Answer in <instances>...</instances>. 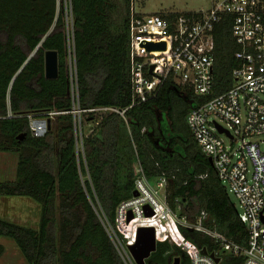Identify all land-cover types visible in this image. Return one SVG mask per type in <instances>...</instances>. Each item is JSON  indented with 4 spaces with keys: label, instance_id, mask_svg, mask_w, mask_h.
I'll list each match as a JSON object with an SVG mask.
<instances>
[{
    "label": "trees",
    "instance_id": "1",
    "mask_svg": "<svg viewBox=\"0 0 264 264\" xmlns=\"http://www.w3.org/2000/svg\"><path fill=\"white\" fill-rule=\"evenodd\" d=\"M133 1L70 0L79 107L119 111L84 112L80 143L71 113L64 9L57 0H0V151L18 155L15 181L1 182L0 196L27 197L41 208L38 229L0 218V237L13 240L28 264H125L108 227L125 242L116 210L134 197L139 166L149 181L166 179L165 200L179 217L195 224L205 212L203 227L246 244L235 205L187 124L191 108L204 99L169 80L155 96L138 101L130 73ZM215 42L217 96L232 87L238 66L227 19L216 25ZM46 51L58 53L56 79L45 77ZM29 114L49 118L43 137L31 135ZM178 227L198 247L217 248L210 235ZM176 257L188 262L171 241H158L147 264H172ZM220 258L219 264H244L242 256Z\"/></svg>",
    "mask_w": 264,
    "mask_h": 264
},
{
    "label": "built area",
    "instance_id": "2",
    "mask_svg": "<svg viewBox=\"0 0 264 264\" xmlns=\"http://www.w3.org/2000/svg\"><path fill=\"white\" fill-rule=\"evenodd\" d=\"M68 16L67 13L69 56L74 58V66L69 69V96L73 102L71 113L76 137L81 143L84 112L98 114L117 110L108 107L82 110L79 107L73 21H69ZM225 19L231 23L232 37L238 46L235 53L238 66L231 72L232 87L215 96V27ZM129 28L130 73L138 101L145 102L155 96L169 80L204 99L191 108L187 124L198 147L212 159L228 196L230 192L236 200L234 205L246 230V244H238L203 227L205 212H201L195 224L186 216L177 217L166 200L161 201L158 193L150 189L149 180L139 166L136 191L139 201L143 202L141 212L147 205L153 217L160 208L162 214L171 218L170 226L178 234L173 242L184 252L188 259L186 264H219L222 254L242 256L244 264H264V151L260 148L264 140L255 141L264 137V0H212L208 9L164 14L138 13L133 3ZM55 114L49 113V116ZM11 116L9 110L8 117ZM27 117L31 135L43 137L49 129V118H37L32 114ZM221 135L226 136L228 144ZM166 184V179L162 178L158 186ZM179 225L210 235L217 248L208 251L198 247L185 238ZM168 236L164 234L162 240L167 241Z\"/></svg>",
    "mask_w": 264,
    "mask_h": 264
},
{
    "label": "rangeland",
    "instance_id": "3",
    "mask_svg": "<svg viewBox=\"0 0 264 264\" xmlns=\"http://www.w3.org/2000/svg\"><path fill=\"white\" fill-rule=\"evenodd\" d=\"M58 8L64 9L65 13H68L69 21H73L71 18L70 10V0H57ZM135 9L138 13L141 14H164L169 12H189V11H198L199 9H208L212 5V0H134L133 1ZM67 41V50H68V67L74 66L73 56H69V45ZM71 45L72 41H71ZM157 115L160 121H165L167 124L166 115L157 111ZM221 138L228 144L229 140L225 135H221ZM264 137H259L255 141H263ZM169 141H167L166 136L163 138V145L165 148H168ZM79 147V146H78ZM260 148L264 151V144H260ZM80 149V147H79ZM18 164V155L11 152H1L0 151V180L3 182L13 181L16 178V169ZM86 180V177L83 178ZM2 181H0L1 183ZM159 181H149L150 189H153L158 193V196L161 201H165V188L158 186ZM136 192V191H135ZM139 193V192H138ZM229 193L233 203H236L234 196ZM138 196H134L132 199L123 202L120 204L116 210V229L122 235L125 242L123 243L117 241V237L113 234V228L108 227L111 237L115 240V245L123 259L127 264H136L134 258L132 257L129 251V243L136 242V233L139 228L148 227L154 228L156 241H163L164 234H169L167 241H171L176 245L175 241L178 235L175 228L171 225V218L166 217L165 214H162L160 211L156 216L151 217V220L156 219V221H147L150 217H145V211L141 212V205L143 202L139 201ZM132 201V202H131ZM140 202V203H137ZM126 203V204H125ZM143 208V207H142ZM178 216V212H175ZM131 216L132 219L128 221V218ZM41 216L40 205L27 197L21 196H0V218L14 222L23 226H27L33 229L39 228ZM166 217V218H165ZM179 219V218H178ZM192 224V223H191ZM166 229H163L165 227ZM156 228L158 233L156 232ZM162 230L163 234L160 235ZM126 236L129 238L127 239ZM176 235V236H175ZM135 238V239H134ZM0 244L3 245L4 251L0 254V264H28L20 252L19 248L16 246L13 240L9 238L0 237ZM132 245V244H131ZM177 246V245H176ZM178 247V246H177ZM180 248V247H179ZM181 249V248H180ZM182 250V249H181ZM124 261V263H125ZM125 263V264H126Z\"/></svg>",
    "mask_w": 264,
    "mask_h": 264
},
{
    "label": "water",
    "instance_id": "4",
    "mask_svg": "<svg viewBox=\"0 0 264 264\" xmlns=\"http://www.w3.org/2000/svg\"><path fill=\"white\" fill-rule=\"evenodd\" d=\"M45 77L47 79H56L59 76V59L57 51H46L45 56ZM50 128V121H49ZM220 132H225L223 129H220ZM209 161L212 164V159L209 158ZM138 192L134 193V196H138ZM145 215L147 217L152 216L154 213L149 206L144 207ZM133 216L130 215L128 221L132 219ZM129 251L134 258L136 264H147L148 259L156 251L157 241L155 237L154 228L142 227L137 230L136 233V242L128 246ZM203 254H206V251H202ZM219 259L216 260L218 262ZM172 264H180V258L176 257L173 260Z\"/></svg>",
    "mask_w": 264,
    "mask_h": 264
},
{
    "label": "bare ground",
    "instance_id": "5",
    "mask_svg": "<svg viewBox=\"0 0 264 264\" xmlns=\"http://www.w3.org/2000/svg\"><path fill=\"white\" fill-rule=\"evenodd\" d=\"M161 211V209L159 208V210H158V213ZM145 213V212H144ZM145 217H147L146 215H145ZM151 217H153V215L152 216H150V219L149 220H147V221H156V219L154 218V220H151ZM163 234V232H162V230L160 231V235H162Z\"/></svg>",
    "mask_w": 264,
    "mask_h": 264
},
{
    "label": "crops",
    "instance_id": "6",
    "mask_svg": "<svg viewBox=\"0 0 264 264\" xmlns=\"http://www.w3.org/2000/svg\"><path fill=\"white\" fill-rule=\"evenodd\" d=\"M199 10H200V9H199ZM189 12H190V11H189ZM34 53H35V51H34L33 53H31V54H30V57H31V56H33V55H34ZM0 168H1V169H4V167H0ZM0 181H2V182H3L4 180H0ZM13 181H15V180H13Z\"/></svg>",
    "mask_w": 264,
    "mask_h": 264
}]
</instances>
